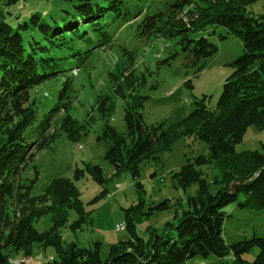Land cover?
Here are the masks:
<instances>
[{"label": "trees", "instance_id": "1", "mask_svg": "<svg viewBox=\"0 0 264 264\" xmlns=\"http://www.w3.org/2000/svg\"><path fill=\"white\" fill-rule=\"evenodd\" d=\"M22 1L0 0V264L31 257L34 246L53 248L54 254L43 264H189L196 255L210 254L216 257L214 264H264V235L229 244L223 237V224L229 216L224 206L237 203L242 209H264V142L258 149L235 151L248 127L264 128V13L248 10L258 0H174L142 18L139 13L132 14L125 0H65L70 6L58 15L61 21L53 17L44 20V11L37 10L20 18V11L12 9L20 7ZM138 17L136 36L147 41L175 39L178 48L160 62L169 65L178 59L193 77L217 51L211 41L215 28L224 30L219 34L221 40L229 35L237 37L242 52L227 64L231 72L216 104L209 107L203 95L182 120L167 127L163 123L147 125L143 120L141 109L149 99L140 92L144 75H138L130 65L121 76L109 73L112 91L123 100L124 129L109 124L113 104L109 96L99 95L95 106L103 128L96 142L104 148V159L115 173L127 170L136 179L141 163L158 161V143L168 145L173 135L204 141L207 153L187 157L179 170L171 173L172 181L181 188L197 186L196 194L187 197L173 220H166L161 232L147 228L144 239L134 233L129 209L125 228L130 238L111 245L108 256L102 259L99 241L80 246L65 242L61 234V228L67 227L69 210L76 216L68 224L70 231L91 225L92 210H86L75 181L88 176L102 187L88 202L93 205L108 194L102 168L83 161L81 167H74L72 178H52L38 195L31 193L37 171L34 179L21 175L35 155L50 147L61 133L75 142L88 134L89 121L81 123L69 114L74 93L71 79L65 77L55 105L42 116L29 91L64 75L66 61L76 63L70 71L78 69L92 49L104 50L113 44L120 23L136 22ZM37 31L50 42L49 47L34 45ZM84 44L91 46L80 51ZM64 49L69 53H62ZM186 84L192 87L191 80ZM211 165L218 171L211 181L217 186L215 191L203 171ZM136 185L139 189V182ZM240 193L243 198L238 200ZM139 199L136 207L144 205ZM170 206L168 199L151 202L141 213L164 212ZM45 213L51 214L53 223L39 232L33 222ZM254 247L257 254L246 259L244 254Z\"/></svg>", "mask_w": 264, "mask_h": 264}, {"label": "rangeland", "instance_id": "2", "mask_svg": "<svg viewBox=\"0 0 264 264\" xmlns=\"http://www.w3.org/2000/svg\"><path fill=\"white\" fill-rule=\"evenodd\" d=\"M125 2L132 14L139 13V17L142 18L157 9H164L174 0H125ZM21 3L20 7L13 8L12 11L15 13L20 11L22 19L28 17L31 11L37 10L44 11L41 16L44 20L53 17L61 21L58 15L70 6L65 0H23ZM248 10L254 14L264 13V0L256 1ZM139 17L136 18V22L120 23L113 44L106 45L104 50L92 49L86 61L79 64L78 69L70 71V67L76 63L66 61L63 63V68L66 69L64 75L38 84L29 91L30 96L37 101L39 116H42L55 105L57 91L65 77L71 79L74 93L69 114L81 123L89 121L88 134L75 142L69 140L65 133H61L50 147L35 155L21 175L23 178L34 179L35 170L37 171L31 193L38 195L44 192L52 178L60 176L72 178L74 167H81L83 161L98 164L102 168L105 177L103 187L108 194L93 205H89L88 202L102 187L88 176L75 181L86 210H92L91 225H82L80 230L70 231L68 224L76 216L69 210L67 227L61 228L65 242L74 241L80 246H88L94 241H99L102 259L108 256L111 245L130 238L126 228L121 231L115 230L117 224L125 223V214L129 209L134 223V233L144 239L147 236V228L161 232L164 222L173 220V216L185 205L187 197L196 194L197 186L192 184L183 189L172 181L171 173L179 170L187 157L207 153L204 141L193 136L173 135L168 145L164 141L158 143L160 148L158 161L144 160L141 163L136 179H133L127 170L115 173L113 166L104 159V148L96 142V137L103 128V119L99 117L95 106L99 95L109 96L113 104L112 110L108 113L109 124L118 130L124 129L123 100L112 91L109 73L114 72L121 76L122 70L130 65L138 75H144L140 92L148 95L149 99L144 102L141 109L143 120L147 125L156 126L163 123L164 127H167L182 120L195 107V100L203 95L207 97L209 107H213L222 91L224 79L231 72L227 64L242 52V44L237 37L229 35L221 40L219 34L224 33V30L215 28L211 41L217 46V51L206 59L200 74L193 77L186 73L178 59L172 60L169 65L160 62L170 51L178 48L175 39L158 38L147 41L136 36L134 24L139 21ZM25 20L30 22L28 18ZM32 42L38 48L50 45L39 31ZM88 46L91 45L79 46L80 51H84ZM64 50L62 53L68 51ZM188 80H191L192 87L186 84ZM261 142H264V128L259 130L250 126L242 141L235 145V151L258 149ZM203 171L211 190L215 191L217 186L211 181L214 174L218 173L217 168L211 165L203 167ZM136 182L140 184L139 189ZM140 197L144 205L136 207ZM242 198L240 193L238 200ZM164 199H168L171 205L167 211L151 215L141 213L147 210L151 202L156 203ZM224 210L229 215L223 224V237L228 244L253 235H264V209H242L237 203H230L224 206ZM52 223L51 214L45 213L35 220L33 225L42 232L52 226ZM257 252L258 249L254 247L245 253L244 257L252 260ZM53 254L54 250L50 246L45 248L34 246L29 264H43ZM216 261V257L210 254L205 257L196 255L188 263L214 264Z\"/></svg>", "mask_w": 264, "mask_h": 264}, {"label": "built area", "instance_id": "3", "mask_svg": "<svg viewBox=\"0 0 264 264\" xmlns=\"http://www.w3.org/2000/svg\"><path fill=\"white\" fill-rule=\"evenodd\" d=\"M123 229H125V223L124 224H117L115 226L116 231H121ZM10 262H12L13 264H29V262H21L20 260H12V259L10 260Z\"/></svg>", "mask_w": 264, "mask_h": 264}, {"label": "bare ground", "instance_id": "4", "mask_svg": "<svg viewBox=\"0 0 264 264\" xmlns=\"http://www.w3.org/2000/svg\"><path fill=\"white\" fill-rule=\"evenodd\" d=\"M32 258L30 256H23L22 258H14L12 260H20L21 262H29Z\"/></svg>", "mask_w": 264, "mask_h": 264}]
</instances>
